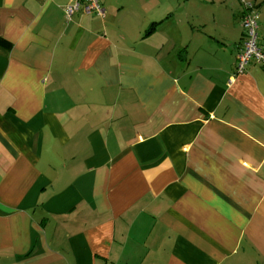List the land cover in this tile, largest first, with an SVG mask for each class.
<instances>
[{"label":"crops","instance_id":"1","mask_svg":"<svg viewBox=\"0 0 264 264\" xmlns=\"http://www.w3.org/2000/svg\"><path fill=\"white\" fill-rule=\"evenodd\" d=\"M69 2L0 0V264H264L243 0Z\"/></svg>","mask_w":264,"mask_h":264},{"label":"built area","instance_id":"2","mask_svg":"<svg viewBox=\"0 0 264 264\" xmlns=\"http://www.w3.org/2000/svg\"><path fill=\"white\" fill-rule=\"evenodd\" d=\"M248 13L243 15V32L245 36L244 44L238 56V74L246 72L247 67L251 63L258 66H264V41L260 37L259 15L255 5L251 2L243 0ZM82 12L84 15H99L105 17L106 11L103 8L100 0H70L65 7L67 20H72L73 17Z\"/></svg>","mask_w":264,"mask_h":264},{"label":"trees","instance_id":"3","mask_svg":"<svg viewBox=\"0 0 264 264\" xmlns=\"http://www.w3.org/2000/svg\"><path fill=\"white\" fill-rule=\"evenodd\" d=\"M251 3H253V2H251ZM254 4V3H253ZM255 5V4H254ZM256 8V6L254 7V9ZM243 13L244 14H247L248 13V10H247V8H246V6H245V9H244V11H243ZM242 22H243V20H242ZM258 22H259V19H258ZM259 26H260V23H259ZM243 29V28H242ZM260 34V33H259ZM244 40H245V36H244Z\"/></svg>","mask_w":264,"mask_h":264},{"label":"rangeland","instance_id":"4","mask_svg":"<svg viewBox=\"0 0 264 264\" xmlns=\"http://www.w3.org/2000/svg\"><path fill=\"white\" fill-rule=\"evenodd\" d=\"M127 1H128V0H127ZM248 1H249V0H248ZM127 5H128V6H132V5H131L130 3H128V2H127ZM242 6H243L244 9H245V5L243 4ZM259 17H260V16H259ZM259 19H260V18H259ZM259 33H260V32H259Z\"/></svg>","mask_w":264,"mask_h":264}]
</instances>
